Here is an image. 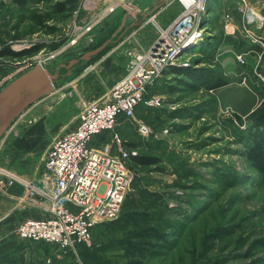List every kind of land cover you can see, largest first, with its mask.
I'll return each mask as SVG.
<instances>
[{
	"label": "rangeland",
	"instance_id": "1",
	"mask_svg": "<svg viewBox=\"0 0 264 264\" xmlns=\"http://www.w3.org/2000/svg\"><path fill=\"white\" fill-rule=\"evenodd\" d=\"M58 2L62 0H0V53L41 46L30 57L0 55V92L41 60L55 72L86 54L85 47L92 50L111 39L126 13L125 6L108 11L91 31L77 32L83 24L79 21L94 11L77 0L74 9L60 13ZM211 2L209 17L219 32L216 51L223 8L235 5L234 0ZM180 7L175 1L164 13H153L154 21L150 16L134 28L130 12L128 29L102 52L74 65L70 75L61 68L54 92L27 107L0 138V167L24 179L36 178L51 141L73 129L82 108L104 98L127 75L135 55L157 37L165 15H177ZM235 12L240 13L236 7L230 10L233 17ZM37 15L51 20L38 25ZM241 21H236V34L253 43L242 33ZM210 29L198 50H186L176 61L180 67L195 65L206 76L216 73L222 86L208 89L202 82L194 90L188 86L191 79L167 74L153 93L163 98L162 106H143L138 115L152 127L155 142L139 134L135 122L118 127L126 147L134 143L142 155L160 160L131 169L132 190L119 217L93 229L91 246L65 255L53 245L19 241L13 224L8 234H0V264H264V175L246 157L255 135L264 138V127L255 122L264 116V58L248 54L245 64L235 56L218 61L217 51L210 58ZM250 30L256 33L255 27ZM244 40H239L241 46ZM103 137L99 147L111 141L112 132Z\"/></svg>",
	"mask_w": 264,
	"mask_h": 264
},
{
	"label": "built area",
	"instance_id": "2",
	"mask_svg": "<svg viewBox=\"0 0 264 264\" xmlns=\"http://www.w3.org/2000/svg\"><path fill=\"white\" fill-rule=\"evenodd\" d=\"M81 1L86 10L91 11L89 0ZM121 1L115 0L86 18L76 31H91L104 19L105 13L121 6L126 7L128 15L133 12V17L153 11V7L139 8L138 0ZM173 1L180 4V14L167 26H158L157 37L146 50L135 55L127 75L104 98L87 103L73 129L51 141L43 168L36 178L24 179L0 167V189L6 190L14 183L22 185L24 190L16 198L17 204L45 213L43 217H30L19 223L14 231L19 241L53 245L65 255L74 252L78 246H91L93 229L119 217L132 190L134 173L130 161L140 152L137 148L125 146L118 127L132 121L139 134L156 138L152 127L138 119L139 107L162 106L164 100L161 96H146L170 67L179 66L176 60L181 54L188 49L198 50L208 38L205 30L212 0ZM233 3L241 13L242 33L253 43H261L258 34H254L250 27L264 28V5L259 0H234ZM230 9V6L223 8L225 31L228 35H235L239 28ZM152 14L150 20L154 21ZM74 43L76 39L72 41ZM247 55L239 53L236 59L245 64ZM39 62L44 63L43 60ZM108 132H112L111 141L99 147L98 138Z\"/></svg>",
	"mask_w": 264,
	"mask_h": 264
},
{
	"label": "crops",
	"instance_id": "3",
	"mask_svg": "<svg viewBox=\"0 0 264 264\" xmlns=\"http://www.w3.org/2000/svg\"><path fill=\"white\" fill-rule=\"evenodd\" d=\"M114 1L115 0H89L88 8L94 11V13L88 12L89 16H87L88 14H85L86 16H84L83 19L79 22L84 23V20L86 18H90L93 14L110 6ZM123 1L124 0H122L121 2ZM173 2H174L173 0H138L139 3L138 6L142 10H146L150 7H153L152 12L153 13L156 12V14H160L162 12L164 13L168 8V6H170ZM233 8L234 6H232L231 9ZM233 11L234 10H232L231 12ZM172 13L169 12L165 15V17L168 16V18H166L167 20H164V22L161 23L162 24L161 26L163 27L167 26L175 18V16L179 14L178 13L177 15H174V13L173 14ZM144 14L145 13H142L137 17L134 16L131 25H133L138 19H141L142 15ZM234 18L236 21H240L241 20L240 13L235 12ZM130 20H132V18ZM220 22H221V27L219 30L222 34V37H220L221 38L220 46H218V50H216L218 53V57H217L218 61L222 57H229L231 59H234L233 57L235 56L236 58V55L239 53H246L251 56H257L258 58L261 59L264 58V28L260 30L256 29V33L261 39V43L257 44V43H251L248 40L245 41L244 39H242V37L240 39L241 36L240 34L239 35L236 34V36L225 34L223 18L220 19ZM213 24L214 21L212 20V18H210L206 23L207 29L211 28L210 30L212 31V34H210L209 39L211 40V42H215L216 40V43H218L219 38L217 37V34L219 32L215 28H213L214 27ZM239 40H244L243 42H245L246 44L241 46L240 44L241 41L239 42ZM153 41L154 39L152 38L150 40V43H152ZM220 54L221 56L219 57ZM141 109L142 106L139 107L138 109V115H140ZM126 122H130V121H126ZM121 133H122V129H121ZM23 190H24L23 186L18 183H14L13 185L9 186L6 190L0 189V234L3 237L5 236V234H8L13 224H16V226H18L19 223H21L23 220L27 218L30 217L38 218V217H43L45 215V213L39 209H31L28 207L24 208V207H20L17 204L16 198L23 193ZM19 247L20 246H18V248ZM7 250H9V248ZM24 253H25V258L28 259L29 251L25 250Z\"/></svg>",
	"mask_w": 264,
	"mask_h": 264
},
{
	"label": "water",
	"instance_id": "4",
	"mask_svg": "<svg viewBox=\"0 0 264 264\" xmlns=\"http://www.w3.org/2000/svg\"><path fill=\"white\" fill-rule=\"evenodd\" d=\"M151 13L142 15L131 27H137L150 17ZM128 13L122 18L118 29L113 33L111 39L106 40L95 49L90 46L84 48L86 54L70 60L68 64H61L55 72H51L45 63L39 62L33 68L13 80L0 92V138L7 131L12 121L18 117L27 107L39 99L51 94L56 89V82L60 79V69L66 68L67 75L72 73L71 68L80 61L88 60L102 52L110 45L119 34L128 29L126 26Z\"/></svg>",
	"mask_w": 264,
	"mask_h": 264
},
{
	"label": "trees",
	"instance_id": "5",
	"mask_svg": "<svg viewBox=\"0 0 264 264\" xmlns=\"http://www.w3.org/2000/svg\"><path fill=\"white\" fill-rule=\"evenodd\" d=\"M76 1L77 0H62V2H58L56 4L57 12L63 13V12H66L68 9H74V7L76 5ZM49 18H51V17H47L46 18V17H44L42 15L35 16L36 23L38 25H44V26L46 25V23L49 20H51ZM15 39H19V38L17 37ZM40 47L41 46L33 45L30 48L24 49L21 52H15V51H13V50L8 48L7 51L1 52L0 55L1 56H10V57L16 58V59L23 58V57H30V56L35 55L37 52H39ZM215 47H217L215 42H212V44L209 45L208 50H210L212 48H215ZM210 53L211 54L208 55V56L210 58H213L215 53H216V51L212 49ZM207 63H208V61H207ZM194 66L195 65H192L191 68L190 67L173 66V67L169 68V70L166 72V75L170 74V75H175L177 77H181L182 76V77H186L188 79H191L192 82H194V83H190V84H188V86H190V88L194 89V90H196L197 86H199V84L202 83V82L205 83L206 88H208V89H216V88H219L220 86H222V80H220L221 77L216 76V73L214 74L215 76H206L205 73H200V69L195 68ZM166 75L162 79L163 80L162 82L165 81ZM159 88L160 87H159V83H158L149 92L148 96H146V97L147 98L151 97L153 95L154 91L158 90ZM144 108L148 109V107H144ZM255 122L257 123L258 126H263L264 127V116L263 115L259 116L257 119H255ZM150 125L153 126L152 124H150ZM119 132L122 135L121 131H119ZM103 136L104 135H102L100 137H103ZM150 139L152 140V142H155V137H150ZM127 147L128 148H137V146L134 143H128ZM246 157L249 159V161L255 163V166H256L257 170L261 174L264 175V138L260 139V138H258L255 135L254 143L252 144V146H249L248 151H246ZM159 162H160V160L158 158H156V157H151V156H148V155H142L141 153H139L138 156H134V157L131 158L130 167H131V169H134L135 166H139V167L155 166ZM228 186H232V183L230 185H228ZM79 247H83V246H79Z\"/></svg>",
	"mask_w": 264,
	"mask_h": 264
},
{
	"label": "bare ground",
	"instance_id": "6",
	"mask_svg": "<svg viewBox=\"0 0 264 264\" xmlns=\"http://www.w3.org/2000/svg\"><path fill=\"white\" fill-rule=\"evenodd\" d=\"M201 45H202V43H201ZM188 50H190V49H188Z\"/></svg>",
	"mask_w": 264,
	"mask_h": 264
}]
</instances>
